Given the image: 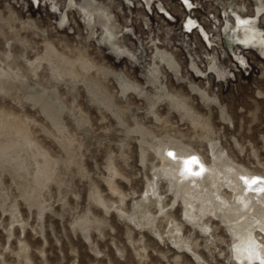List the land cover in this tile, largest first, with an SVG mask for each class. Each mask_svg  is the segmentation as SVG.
<instances>
[{"label":"rangeland","instance_id":"obj_1","mask_svg":"<svg viewBox=\"0 0 264 264\" xmlns=\"http://www.w3.org/2000/svg\"><path fill=\"white\" fill-rule=\"evenodd\" d=\"M93 1L115 48L85 0H0V264H264V223L247 261L220 217L264 178V54L225 39L259 0ZM165 149L218 188L186 193Z\"/></svg>","mask_w":264,"mask_h":264},{"label":"bare ground","instance_id":"obj_2","mask_svg":"<svg viewBox=\"0 0 264 264\" xmlns=\"http://www.w3.org/2000/svg\"><path fill=\"white\" fill-rule=\"evenodd\" d=\"M67 1L70 7L77 10V7L79 5H77L74 0ZM145 1L149 3L150 0ZM182 2L187 9H190L191 5L187 0H182ZM84 3L85 7H87L88 9V18L86 21V25L88 27H91V24L95 20L94 16L96 15L98 17L99 24L101 27V34L102 36L104 35L102 37L103 42L106 44H110L111 47L115 48L116 43H114V40L118 37L116 36V32L118 30H116V32L114 30V27L115 29L117 28L110 20V13L108 14L105 9L97 6L93 0H85ZM263 13L264 5L261 3V0H259L258 5L254 9H252V14L250 17L235 12L232 16V27H230L229 29L227 28L226 30V41H228L229 44L232 41L238 42L240 43V45L244 44L249 49H260L264 54V30L261 29L259 25L261 23L260 19L264 16ZM260 14L261 16H259ZM66 19L68 18L64 9V11H62L61 20L63 22ZM257 20L259 21V23L258 25H255ZM227 25H229V23H227ZM184 27L189 32L192 27H197V23L195 20L187 18ZM92 29L91 31H93ZM236 47L240 48V46L238 45H236ZM119 85L123 89L137 91L135 87H132L130 84H126L125 82H121L119 83ZM1 132H5L11 135V132L17 133L18 131L13 128L10 124L0 123V133ZM10 147L11 144H7L1 149V152H6L8 149H10ZM166 153L169 154L168 157L171 156L174 158H178V162L176 163V165H174L176 167L174 181L176 184L179 183L183 185L186 193H192L193 195L196 193L201 194L203 190H206L207 193H210L211 190L218 188L219 167L216 164H214L212 168L208 169V175L206 177V168L198 155L191 153H182V155L178 157L174 154H171V150H166ZM169 165L170 164H165L163 166ZM237 185L235 186V184H233L232 190L240 192V214L237 215L233 212H230L229 210H225L226 213L221 214L220 217L221 219H228V221L233 224V226L235 225L236 228H238L237 233L239 236V240H235V243H238L239 246L237 247L236 251L244 259L250 261L257 256L256 248H258L255 244L253 228L257 224L264 223V221H259L258 219V217H260L264 213V178L242 176L240 183ZM235 187H238V189ZM222 210H224L222 209V206L214 204L211 209L204 210L202 214L206 215L207 213H209L212 215L216 214L217 212H222ZM245 223L250 224H248L247 227L239 226Z\"/></svg>","mask_w":264,"mask_h":264}]
</instances>
